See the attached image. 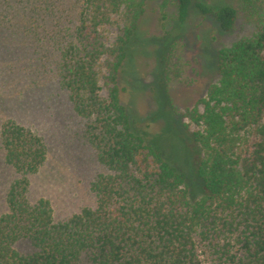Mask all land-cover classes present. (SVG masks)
Wrapping results in <instances>:
<instances>
[{
  "label": "trees",
  "instance_id": "16d2710c",
  "mask_svg": "<svg viewBox=\"0 0 264 264\" xmlns=\"http://www.w3.org/2000/svg\"><path fill=\"white\" fill-rule=\"evenodd\" d=\"M78 1L56 77L74 114L85 120L86 140L106 172L91 182L93 207L54 221L48 199L29 198L30 177L45 161L44 141L13 118L3 119V161L16 176L0 214V264H202L201 255L211 264H264V0H241L253 9V31L211 54L216 78L183 114L194 128L183 135L196 147V198L175 164L179 159L154 134L133 127L120 97L138 78L126 64L153 0ZM174 5L179 27L191 6L221 32H229L237 16L224 2ZM174 141L181 146L175 133ZM23 242L29 251L18 248Z\"/></svg>",
  "mask_w": 264,
  "mask_h": 264
},
{
  "label": "rangeland",
  "instance_id": "374dc122",
  "mask_svg": "<svg viewBox=\"0 0 264 264\" xmlns=\"http://www.w3.org/2000/svg\"><path fill=\"white\" fill-rule=\"evenodd\" d=\"M34 1L0 0V122L13 118L42 137L46 157L30 177L29 198L48 199L54 221H63L82 207L94 206L91 182L106 170L86 140L85 120L74 114L56 77L59 49L70 35L80 3ZM202 1L232 5L237 11L232 29L221 32L211 17L196 13L193 6L186 24L179 27L175 0L151 1L147 16L140 20L138 44L126 64L127 71L138 78H132L129 89L120 95L130 109L133 127L154 134L153 139L179 159L175 164L185 171L192 198L199 196L201 186L193 170L196 147L183 135L194 128L183 114L216 78L211 54L250 34L255 23L253 9L241 0ZM164 31L168 34L161 38ZM174 133L181 146L174 141ZM15 176L4 163L0 147V214L6 210L5 192ZM18 248L30 250L24 242ZM200 258L202 264H211L205 255Z\"/></svg>",
  "mask_w": 264,
  "mask_h": 264
}]
</instances>
